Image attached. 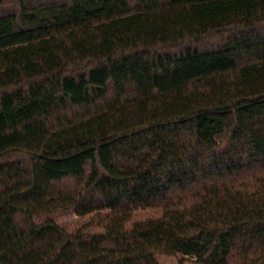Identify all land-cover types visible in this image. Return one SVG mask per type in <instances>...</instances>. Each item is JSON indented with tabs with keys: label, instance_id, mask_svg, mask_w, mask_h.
<instances>
[{
	"label": "trees",
	"instance_id": "obj_1",
	"mask_svg": "<svg viewBox=\"0 0 264 264\" xmlns=\"http://www.w3.org/2000/svg\"><path fill=\"white\" fill-rule=\"evenodd\" d=\"M162 259L264 264V0H0V264Z\"/></svg>",
	"mask_w": 264,
	"mask_h": 264
},
{
	"label": "rangeland",
	"instance_id": "obj_2",
	"mask_svg": "<svg viewBox=\"0 0 264 264\" xmlns=\"http://www.w3.org/2000/svg\"><path fill=\"white\" fill-rule=\"evenodd\" d=\"M153 214L154 212H140L137 214V217L144 218L148 216H153ZM55 218L59 223L67 227L69 226L76 227L78 225L76 218H74L71 214H60V215H57ZM161 263L162 264H189V263H181L179 259H162Z\"/></svg>",
	"mask_w": 264,
	"mask_h": 264
}]
</instances>
